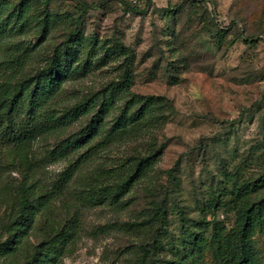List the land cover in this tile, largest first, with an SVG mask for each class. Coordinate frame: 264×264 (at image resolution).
<instances>
[{"label": "rangeland", "instance_id": "obj_1", "mask_svg": "<svg viewBox=\"0 0 264 264\" xmlns=\"http://www.w3.org/2000/svg\"><path fill=\"white\" fill-rule=\"evenodd\" d=\"M4 1L15 6L19 0ZM31 1L27 25L0 34L2 52L17 45L30 51L28 75L46 64L84 15L82 33L103 44L89 40L67 59L62 53L68 103L128 78L132 94L164 97L173 109L152 137L114 145L89 160L64 196L36 216L18 240L21 247L51 238L76 217L77 236L58 264H138L145 256L146 264H220L214 226L232 230L236 207L264 196V187L241 198L232 194L264 180V0H154L152 8L148 0H126L141 11L130 13L118 0H52V13L73 18L46 37L39 24L44 0ZM86 3L92 6L87 13ZM86 121L73 120L62 134L25 147L0 141V241L10 234L8 217L19 211L21 191L39 203L46 185L74 161L54 162L49 153ZM150 144L163 147L164 157L146 180L116 205L86 204L83 189L100 165L144 153ZM192 233L205 242L187 257L193 248L183 243ZM252 242L264 264V225Z\"/></svg>", "mask_w": 264, "mask_h": 264}, {"label": "trees", "instance_id": "obj_2", "mask_svg": "<svg viewBox=\"0 0 264 264\" xmlns=\"http://www.w3.org/2000/svg\"><path fill=\"white\" fill-rule=\"evenodd\" d=\"M118 1L124 6L125 13L141 12L126 0ZM153 1H147V8L153 7ZM51 2L52 0L43 1V11L39 15L43 37L49 36L55 28L65 25L66 21L73 18L70 15L59 16L52 13ZM85 8L84 12L87 13L92 6L86 3ZM32 13L31 0H19L15 6L0 0L1 36L8 28L23 29ZM83 17L84 15L73 21L75 25L69 31L67 39L60 48L53 51L46 64L32 75L27 74L31 59L29 50L21 49L18 45L4 52L0 50V141L18 147L29 146L42 137L62 134L73 120L87 118L83 126L69 133L49 153L54 162L74 161L46 185L45 195L40 197L39 203L30 200L25 189L21 191L19 211L8 217L6 228L10 234L5 241H0V261L7 260V263L2 264H58L77 236L79 220L76 217L70 219L54 236L43 239L32 247L28 245L23 249L19 238L33 226L36 216H41L42 212L49 210L56 200L64 196L72 180L89 160L100 156L114 145L152 137L155 130L166 126L168 114L173 109L171 101L164 97L132 94V81L128 78L115 85L111 83L89 97L68 103L71 98L62 77V53L67 59L72 55L73 49H78L89 40L103 44L99 39L85 37L82 33L80 24ZM242 38L247 44L253 42V39ZM118 105V114L110 119ZM148 146L144 153L132 154L110 166L100 165L89 176L83 189L86 204L116 205L135 186L146 180L164 157L163 147H158L157 144ZM263 187L264 180H257L237 188L232 194L241 198L245 192ZM155 212L158 219L164 222L165 211L162 206L157 204ZM263 225L264 196L245 207H236V225L232 230L227 231L222 224L214 226L212 241L216 245L220 264H259L252 238ZM204 240L200 233H192L183 243L185 250H189L190 246L193 248L192 252H185L186 256L195 255ZM146 257L138 264H146Z\"/></svg>", "mask_w": 264, "mask_h": 264}]
</instances>
